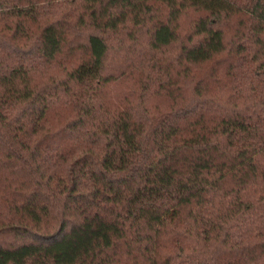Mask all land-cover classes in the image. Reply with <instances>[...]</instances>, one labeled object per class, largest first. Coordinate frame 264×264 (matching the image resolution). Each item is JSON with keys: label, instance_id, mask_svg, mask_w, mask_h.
Wrapping results in <instances>:
<instances>
[{"label": "trees", "instance_id": "obj_1", "mask_svg": "<svg viewBox=\"0 0 264 264\" xmlns=\"http://www.w3.org/2000/svg\"><path fill=\"white\" fill-rule=\"evenodd\" d=\"M0 264H264V0H0Z\"/></svg>", "mask_w": 264, "mask_h": 264}]
</instances>
